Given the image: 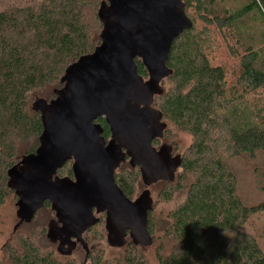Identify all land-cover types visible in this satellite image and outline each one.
Returning a JSON list of instances; mask_svg holds the SVG:
<instances>
[{
    "label": "trees",
    "instance_id": "1",
    "mask_svg": "<svg viewBox=\"0 0 264 264\" xmlns=\"http://www.w3.org/2000/svg\"><path fill=\"white\" fill-rule=\"evenodd\" d=\"M103 1L28 0L0 10V208L9 198L17 200L7 187L8 170L39 146L40 116L31 105L36 99H54V91L62 88L60 80L66 68L99 46L102 25L96 14ZM181 1L192 27L171 45L167 67L172 75L162 81L163 94L154 98L153 108L166 124L165 139L179 130L192 142L183 154H177L181 165L174 181L159 183L165 186L163 196L167 199L177 192L183 195L161 229L172 247L163 254L158 246L156 260L158 264H264V252L242 231L252 216L264 214V201L244 205L226 164V159L252 156L257 150L264 155V109L243 110L228 105L225 71L211 62L205 52L207 39L195 32V22L188 15L193 9L206 25L228 33L231 52L242 61L241 91L255 92L264 88V54L262 49L260 54L251 34L256 17L252 12L264 19V0H244L237 10L228 9L222 0ZM248 23L250 29L246 28ZM135 62L138 74L146 80L140 60ZM96 123L108 140L110 133L104 120ZM220 143L225 147L221 152ZM169 146L177 150L176 143ZM122 165L114 173L115 184L127 199L135 200L146 188L137 194L138 168ZM154 208L155 201L147 218L152 246L156 240ZM33 221L20 226L29 232L17 231L18 227L15 239L5 245L4 264H74L58 257L46 238V226L36 228ZM98 226L104 229L103 220L85 234L88 243L90 233ZM44 235L50 245L42 246L37 241ZM127 246L125 264H145L143 255L136 253L138 248L131 242ZM87 264L111 263L103 261L102 253L93 252Z\"/></svg>",
    "mask_w": 264,
    "mask_h": 264
},
{
    "label": "water",
    "instance_id": "2",
    "mask_svg": "<svg viewBox=\"0 0 264 264\" xmlns=\"http://www.w3.org/2000/svg\"><path fill=\"white\" fill-rule=\"evenodd\" d=\"M96 16L102 25L99 46L66 68L54 99L32 103L42 127L39 146L7 172V187L17 198L13 231L30 224L49 202L56 221L49 224L46 238L51 244L59 239L61 255H70L75 242L88 254L82 235L99 222L93 209L106 213L111 247L124 245L127 234L134 246H152L149 188L173 182L181 165L171 146L156 150L152 142L162 139L166 129L153 103L163 94L162 81L172 75L167 67L171 45L192 27L182 1L104 0ZM135 60L144 67L146 80ZM100 118L109 129L107 142L96 123ZM127 159L131 168H138L146 188L134 201L114 181ZM69 161L74 181L56 177ZM64 246L66 253L61 251Z\"/></svg>",
    "mask_w": 264,
    "mask_h": 264
},
{
    "label": "rangeland",
    "instance_id": "3",
    "mask_svg": "<svg viewBox=\"0 0 264 264\" xmlns=\"http://www.w3.org/2000/svg\"><path fill=\"white\" fill-rule=\"evenodd\" d=\"M28 0H0V10L7 9L12 5L23 4ZM225 7L231 10H237L243 4L244 0H222ZM17 2V3H16ZM256 15L253 30L255 42L259 45V51L261 54V49L264 54V19L262 15L256 11L252 12ZM188 15L193 18L195 22V32L199 36H204L207 39V46L205 48L206 54L209 56L211 62L214 65H220L223 67L226 80H227V101L230 107H241L243 110H254L262 111L264 109V88H256L255 92L243 93L241 90V85L239 84L241 80L242 61L238 55H233L230 49L231 42L228 40L225 30L219 29L218 26L206 25L205 21L202 20L200 16L197 17L195 11L191 9L188 11ZM246 26L250 29L251 25ZM250 31V30H249ZM234 49V48H232ZM166 89L167 86H164ZM236 90V92H233ZM241 96L240 100H235ZM224 131V130H223ZM222 131V132H223ZM221 132V131H220ZM221 134V133H220ZM163 144H177V150L173 154H183L190 146L192 139L191 137L179 130H174L172 136L161 140ZM225 147L223 143L219 144V151H224ZM227 168L235 177L237 193L244 205H255L259 202L264 201V155L260 151H255L251 156L249 154H242L235 156L230 160L226 159ZM124 168H131L128 163L122 165ZM145 189L144 185L140 180L137 194H140ZM150 195L155 201V208L153 213V218L155 221V237L156 240L151 248L136 250L137 254H142L145 264H158L156 260V248L161 246L163 254H168L172 244L165 240L161 233V229L165 227V220L168 213L181 202L183 192L175 193L173 196L169 195L167 199L163 196L165 191V186L162 184H157L149 188ZM184 191V190H183ZM167 195V194H166ZM15 203L16 201L9 198L5 204L0 208V264L5 263L4 247L10 241L15 239L16 232L20 231L23 233L29 232L26 228L20 227L16 232H13L14 226L17 224L18 220L15 217ZM51 220V216L48 211H41L32 226L36 228H42L46 226ZM242 231L249 234L259 248L264 252V214H257L252 216L247 223L243 226ZM89 247L94 248V253H102L103 261H109L111 264H125L123 261L128 253L129 247H110L105 239V233L103 226H98L94 229L89 236ZM42 246L50 245L45 239L37 240ZM52 246V245H51ZM54 249V247H53ZM55 252V249H54ZM75 264H81L83 260L82 251H76L71 256Z\"/></svg>",
    "mask_w": 264,
    "mask_h": 264
},
{
    "label": "flooded vegetation",
    "instance_id": "4",
    "mask_svg": "<svg viewBox=\"0 0 264 264\" xmlns=\"http://www.w3.org/2000/svg\"><path fill=\"white\" fill-rule=\"evenodd\" d=\"M100 119H103V118H100ZM99 120V119H98ZM98 124V123H97ZM163 139V138H162ZM162 139H160V140H154L153 142H152V146L156 149V150H158L162 145H164L163 143H162ZM109 140V139H108ZM108 140H105V142H107ZM127 163H128V159H127V161H126ZM125 162V163H126ZM72 164H73V161H69V162H67L60 170H58L57 171V173H56V177H58L59 179H69V180H71V181H74V178H73V174H72ZM122 165V164H121ZM157 184H159V183H157ZM156 184V185H157ZM155 186V185H154ZM137 198V197H136ZM135 198V199H136ZM17 201V200H16ZM130 201H134V200H130ZM41 211H48V213L50 214V216H51V220L47 223V225H46V232H47V228H48V226H49V224L51 223V222H55L56 221V218H55V212L51 209V206H50V203L49 202H45L44 203V205H43V208L42 209H40L36 214H35V216H34V218L36 217V215L37 214H39ZM93 215H94V217L96 218V219H98L99 220V222L101 221V220H103V225H104V232H105V239H106V241H107V231H106V229H105V219H106V213H101V214H97L96 213V210L95 209H93ZM34 218H33V220H34ZM32 220V221H33ZM31 221V222H32ZM98 222V223H99ZM18 223V222H17ZM97 223V224H98ZM25 225V223H22L21 225ZM96 224V225H97ZM20 225V226H21ZM95 225V226H96ZM19 226V227H20ZM95 226H93V227H95ZM92 227H90L86 232H84L83 233V235H82V240L84 241V243L87 245V251H88V254H86V251H85V249L83 248V246L81 245V243H79V242H75V240L74 239H72V241L73 242H75L76 244H75V247H74V249L72 250V252L70 253V255H61V254H59L58 253V251H57V248H58V246H59V239L57 240V242L56 243H54V244H52L53 245V247H54V249H55V253L58 255V257L60 258V259H62V260H70V261H73L72 260V258H71V256L76 252V251H82V253H83V260H82V262H81V264H87V262H88V259H89V257H90V255H91V253H93L94 252V248H90L89 247V243L85 240V234L91 229ZM129 242H131V240L129 239V237H128V234H127V236H126V238H125V243H124V245H122V246H119V247H121V248H125L127 245H128V243ZM111 247V246H110ZM136 248H141L140 246H135ZM67 246H64L63 248H61V251L63 252V253H66L67 252ZM75 264V263H74Z\"/></svg>",
    "mask_w": 264,
    "mask_h": 264
}]
</instances>
